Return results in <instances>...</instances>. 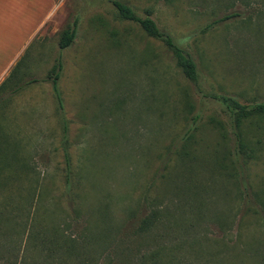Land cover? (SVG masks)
<instances>
[{"label": "rangeland", "instance_id": "1", "mask_svg": "<svg viewBox=\"0 0 264 264\" xmlns=\"http://www.w3.org/2000/svg\"><path fill=\"white\" fill-rule=\"evenodd\" d=\"M117 1L196 77L110 0H55L0 100V264H264V119L220 99L264 102V0Z\"/></svg>", "mask_w": 264, "mask_h": 264}, {"label": "trees", "instance_id": "2", "mask_svg": "<svg viewBox=\"0 0 264 264\" xmlns=\"http://www.w3.org/2000/svg\"><path fill=\"white\" fill-rule=\"evenodd\" d=\"M110 2L114 6V8L117 12V15L121 19H126V20H130V21L135 22L136 24L139 25V27L142 29V31L147 36L162 41L164 43V45L171 51L173 57L175 58L176 65L180 68L183 75L185 77L191 79V80L195 79L196 70H195L194 62L192 61V59L189 57V55L181 47H179L178 45H176L172 41L171 37L166 32L160 31L157 28L154 20L149 16V12H150L149 10H146L145 15L140 17V16L136 15L135 12L126 4L119 2L117 0H110ZM232 15H234V13L226 14V15L222 16V19H226L228 17H231ZM73 36H74V27H67V28L63 29L60 32V36L58 39V47L64 48V47L68 46L70 44V42L72 41ZM18 61L15 62L14 66L17 65ZM14 66H13V68H14ZM59 67H60L59 61L56 60L50 68V74L47 75V77L50 80L51 90L54 94L57 93L56 92V81H57V77H58ZM7 79H8V77L3 79L2 82L0 83V100L3 99L1 96H2V92H4V88H5ZM11 92H13V90H11ZM220 99L224 102L227 109L230 111L231 115L234 116L233 124H234L236 130H238V128H239L241 119L248 117L253 113L260 114L264 119V102L254 103V104H241L231 97L222 96V97H220ZM60 105L61 104H57V107ZM63 127H64V124L62 125V128ZM235 137L237 140L236 142L238 145V150L241 152L244 148L245 143L243 142V139L241 138V136L239 135L238 132H236ZM0 141H1V131H0ZM64 160L66 163L67 162L66 153L64 154ZM18 161H17V163H18ZM7 167H8V169H10V167H16V159L14 158L13 155H6V154L4 155L1 152V146H0V187L2 185H5L6 183H8L7 179L11 180L13 177V174H11L10 172H7L5 174L4 170ZM68 188H69V186H68ZM34 191H35V189L32 188V190L30 191V193L27 197L28 200L29 199H30V201L33 200V197L35 195ZM29 205H31V204H28V206ZM8 211L9 210H7L5 212L7 213ZM0 212H1V210H0ZM3 213H4V210L0 214H3ZM148 220H149L148 218L143 219L141 221V227L145 226L147 224ZM68 251H69L68 247L64 246V252H68Z\"/></svg>", "mask_w": 264, "mask_h": 264}, {"label": "crops", "instance_id": "3", "mask_svg": "<svg viewBox=\"0 0 264 264\" xmlns=\"http://www.w3.org/2000/svg\"><path fill=\"white\" fill-rule=\"evenodd\" d=\"M55 5V0H0V83L20 75L13 66Z\"/></svg>", "mask_w": 264, "mask_h": 264}]
</instances>
